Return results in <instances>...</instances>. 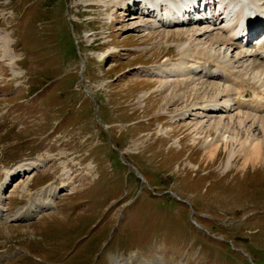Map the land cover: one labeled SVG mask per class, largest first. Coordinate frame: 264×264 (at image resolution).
<instances>
[{"label": "rangeland", "instance_id": "1", "mask_svg": "<svg viewBox=\"0 0 264 264\" xmlns=\"http://www.w3.org/2000/svg\"><path fill=\"white\" fill-rule=\"evenodd\" d=\"M130 1L0 0V183L4 167L43 164L5 195L0 264H264V153L244 169L240 154L228 163L238 144L215 159L205 147L234 136L239 111L224 103L236 91L189 69L168 76L164 65L194 60L196 26L128 21L117 6ZM230 50L215 45L214 65L260 76ZM219 120L228 129L206 128ZM255 122L242 142L264 143ZM49 181L59 198L43 219L13 221Z\"/></svg>", "mask_w": 264, "mask_h": 264}, {"label": "bare ground", "instance_id": "2", "mask_svg": "<svg viewBox=\"0 0 264 264\" xmlns=\"http://www.w3.org/2000/svg\"><path fill=\"white\" fill-rule=\"evenodd\" d=\"M163 1L165 2L159 4V6L160 7L166 6V12L167 13L169 12L172 15V19L169 20L170 22V21H173V19H175L174 18L175 9L177 10V8L180 5L184 7L188 6L189 2H191L192 0H170V1L163 0ZM220 1H222L221 3L222 10L220 11L219 15L216 16L214 20H212L213 21L212 24L207 23V27L205 28H196L195 32L197 34L196 33L191 34L192 39L190 40V42H187L189 43L188 47L190 48H192L193 46H196L195 56L193 55L191 57L194 60H192L191 63L187 64L188 61L186 62V60L182 58L176 66L173 67L172 65H169V66L164 65V67H166V73L168 76L172 75L171 70L174 72L173 74H175L176 71H178V73L186 74L185 73L187 72L186 69L187 70L189 69L188 73L191 75L192 74L194 75L195 73H198L199 71L205 72L208 63L214 66L213 65L214 63L212 60L213 59L212 52H213L214 46L219 45V46L224 47L226 51H230V52H231L230 49H240V52H241L240 58L236 62L238 64L241 63L242 67L240 66L239 68L244 67L252 71L256 69H261V71H258L261 73L259 74L260 76L254 74L251 79H247L246 77L248 76V74H244L245 69L244 70L242 69L243 71L241 70L236 71L237 67L231 68V65L230 66H228L229 64L227 65L228 60L227 61L220 60L224 66L222 65L218 66L219 64L218 65L215 64V65L223 68L222 75L215 74L214 72H209V75L212 78L216 79V77L219 76V78H224L226 82L230 83L229 84L230 86H228L231 89L230 93L233 90L236 91L235 96L232 97L229 94V88L225 89L228 92V97H232V98L227 103H224V105H229L231 108L230 111H233V109L236 111L238 110L239 116L237 115L238 124L234 123V125L237 124L236 127L233 128V131L235 133L234 136L232 138H229V137H226L224 134L223 136H220V137L217 136L218 138L216 137L217 139L215 141L213 140L212 141L210 140L211 142L207 141L206 146H205L206 152L212 159H215V157L217 156L219 150L221 149L223 145H225V148H227L228 150L230 147L232 146L234 147L235 144H238L240 146L239 152L231 151V153L228 156V163H231L235 159V157H237V155L240 154V156L245 157L244 158L245 160L244 169H245V167H247L249 163H252L253 165H258L259 163H261L263 153H264V143L260 141L254 142L250 140L242 142L241 141L242 139H239L240 131L239 132L237 131L238 128H241L244 130L245 128L244 126L246 124L245 122L251 119L254 121H257L259 125L261 126V128L264 129V116L260 115L264 112V40L261 41L260 44L257 45V47H254V49H250L251 48L250 45L245 47L244 42L242 40L244 39V37H247V31H250V35H251L252 31L255 29L254 27H252L253 20L257 19V21L254 23V25H256L255 27L259 26V24H261V22L263 21L261 24V26L263 27L264 25V0H220ZM132 2L133 0H131L126 5H119L117 6V8L120 11L129 12V7H130L129 4H131ZM139 14L140 16H148V17L151 16L152 18L154 17L149 14L145 15L143 13L131 11L129 15H127L128 21H130L129 19L131 16L132 18L133 16L140 18ZM155 21H156V26H158L159 28L178 29L180 27H184V25H179L176 23L165 24L156 19ZM201 24H204V23H200L199 25ZM246 26L248 28H246ZM215 30H218V31L220 30V33H218L217 36L213 35L212 37L211 32ZM176 32L180 34L182 31L177 30ZM169 33H171V31ZM201 38H204L205 40H208V41H205L202 43L199 42L196 45L193 44V42L199 41ZM187 43L183 44L184 45L183 49L184 48L186 49ZM202 60L203 61L205 60L206 62L205 61L202 62ZM258 61H260L261 64L257 63ZM154 67H161V66H154ZM199 75H202V74H199ZM167 87H172V86H170V84L167 83L166 85H161L160 89H164ZM211 88L215 90L216 89L220 90V88L216 84L211 85ZM219 94L216 96L214 101L209 103V105L207 103H206L207 105L204 103L202 104L203 107H205L207 110L208 108H210L208 112L210 111V113H217L221 111L220 107L223 104L220 102L223 97H220L222 94L220 96ZM245 95H250V98L248 96L247 98H245ZM172 97L173 98L171 101L173 103L176 99L175 90L173 91ZM223 109L224 107H222V110ZM245 109L247 110V112L244 111ZM256 112H259V114ZM220 120L215 125H209L206 128L209 130L213 129L214 131H219L221 127L223 129H226V128L228 129V127L227 126L225 127L223 122ZM203 127L204 126L201 125L199 128L197 127L196 129L200 130ZM37 164H38L37 162L36 163L27 162V163H24L22 166H19L18 168H15V169L13 168H10V170L5 169L7 173V176H6L7 182L4 183L6 181L5 179V181L0 183V193H1L0 195V208H1L0 209V224L2 222L1 219H6V220L9 219V217H5V214H3L4 209H5L3 201L6 200L4 198L3 191L5 189H8L9 184H10L9 182L13 181L15 177L17 175L19 176L20 173H22L23 171L27 172L31 170L32 168L36 170V168L40 169L43 166V164L41 163L40 165H37ZM52 184L54 183H48L35 196L30 194L31 198L28 201V205L23 206L20 209H18L14 213L12 220L15 222L16 221H28V220L39 217L44 212V210L47 211L46 209L49 208L50 205L52 206L53 201L57 197V193H58V188L56 186L52 187ZM38 199H41V201L38 202Z\"/></svg>", "mask_w": 264, "mask_h": 264}]
</instances>
